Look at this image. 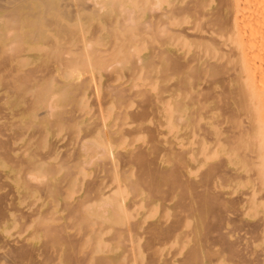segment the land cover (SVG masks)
Wrapping results in <instances>:
<instances>
[{"label":"rangeland","instance_id":"obj_1","mask_svg":"<svg viewBox=\"0 0 264 264\" xmlns=\"http://www.w3.org/2000/svg\"><path fill=\"white\" fill-rule=\"evenodd\" d=\"M21 1L23 2L21 3ZM21 1L20 0L19 1L18 0H2V1L0 0V2L3 3V4L0 3V22H1L0 23V30H1L0 31V56H1L0 57V89L3 87L0 90V105H1L0 109H2L0 110V117H1L0 118V130L2 126H3L2 128H4V130L3 129L1 130L4 134L0 132L1 133L0 139L3 140V144H1L0 146V149H1L0 153L4 151L5 154L11 153L12 155L11 154L10 155L13 156V159L11 160L10 156L5 155L10 158L11 160L10 161V160H7V158L4 159L5 156L0 154V172H1L0 175L2 174L0 179L3 180V183L5 184L4 185L0 180V196L5 197V195L9 193L8 195H6L9 199H6L7 197H5L4 200L2 199L3 201H0V202H6L4 203L7 206V207L5 206L4 208L5 214L6 215L9 214L10 216V218L8 219L0 218L1 220L0 221V237H2L0 240V254L1 252H3L2 255L3 254L6 255L4 256L5 258H3V256L2 257L0 256L2 258V259L0 258V264H10V263L17 264L15 260L19 262L20 258L22 259L23 255H24L23 256L24 260H20L21 264H42V262L43 264H47L49 259L45 260L46 257L53 260V261L50 260V263L48 264H70L71 262L75 264L76 262H78L77 264H80L79 262L81 261H83L82 264H98L97 255L99 256V258H102L101 256H103L104 257L103 259H105V261H106V258L109 259L107 261H109L111 264H121V263L122 264H146V263L147 264H153V263L154 264H159V263L160 264H166V263L167 264H181L184 260L185 262H183L182 264H185V263L189 264L191 263L189 262L190 259H185V257L186 255L190 256V254L194 251V249H195L196 255L192 256L194 260L190 256V258L194 261V263H191V264H196V263L199 264L200 261L197 262V260L200 258L202 261L200 264H203V263L204 264H249V263L254 264V262L255 264H257V261H258V260L256 261V259H258L257 256H259V260L261 257V261L260 262L258 261V264L262 262H263L262 264H264V248H263L264 246V222H263L264 221V196H263L264 195V184L261 185L262 178L264 175V172H263L264 169L262 168L260 159L258 158L260 154H264V141H263L264 140V91H263L264 89H262V87L264 88V86L259 85L258 87L257 85V82L259 79H261L259 83L263 81L264 68L261 69L259 65L260 68L257 67L256 68L257 70L255 71L253 70L255 69V67H253L252 68L253 71H252L251 66H250L251 64H249V62L252 60L250 58V53H247L246 51L245 53H247L248 56L247 54L245 55L243 53L244 48L240 45L239 41L236 40V37L238 36L237 35L238 27L236 26V22L238 18L237 17L234 18L236 14V9H237L236 1L230 0L231 1L230 2L228 0L231 3L230 4L231 8H230L228 7L229 3L227 0H224V1L219 0L220 3L218 0H199L200 3L198 2V0H193V1L176 0V4H181V5L186 4L184 6H187L190 9V10L189 9L187 10L188 12L183 11L180 15L181 17H184L186 19V22L184 23V25L192 26L189 33L195 34L196 32V36L198 35L197 37H195L194 35V38H193L191 34L187 35L188 32L186 34L180 33L177 37L176 44L170 42L173 39H170L169 35H167L166 31L164 30L159 35L161 36V38L165 39L164 42L159 41V39L154 38V35L148 34V33L146 34L147 39L143 40L144 38L143 32H140L137 29H136V32L134 31V28H135L134 24L131 25L129 18L126 17L128 14L126 13V10H124V6L122 5L120 6L118 3V1L120 0H82V1H86L87 6H85V3H82V4L80 2L77 3V1L79 0H45V4L42 3V1L44 0L42 1L41 0H21ZM46 1L49 2L48 4L49 6L46 4L47 3ZM61 1H63V3ZM65 1L67 2L70 1L73 7L69 2L68 3L66 2L67 7H65L66 6L64 5ZM186 1L188 2L190 1L188 5ZM19 3L22 5H19ZM196 3H198L197 6H196ZM217 3H219L220 7H223V8L221 9L219 7V4ZM77 4H79V6ZM88 4L90 6H88ZM1 5L2 6L4 5L5 7H1ZM54 5L56 6V9L53 7ZM199 5L201 6L200 9L198 8ZM18 6H19V9L17 8ZM45 6L49 8V9L47 8L48 10L46 9L47 11L45 10L46 8ZM100 6L101 8H99ZM126 6H131V5L130 3H126L125 7ZM13 7H14L13 10H15V12L13 10H11V12L13 11L15 15L13 12L12 13L10 12V9H12ZM87 7H90V8L88 9ZM65 8H66L67 13H65L66 12ZM71 8H74V10L72 9V11H74L73 13H75L74 17H69L70 14L72 15ZM76 9H77V12H76ZM93 9L94 10L97 9L96 13H94ZM195 9L198 12L195 11ZM217 9L218 10L221 9L220 11L222 12H218ZM18 11H19V15H18V18H16L17 16L16 12ZM30 11L31 13H33L34 11L35 13L38 12L39 18L34 16L35 13H33V15L28 14ZM192 11L195 12V14H193ZM43 12H45L44 16H47L48 18L51 17V19L54 22L53 24H51L50 21L47 22L50 25L44 23V19L46 17L43 18V14H44ZM6 13H9V14H6ZM199 14H200V17L204 20L205 25L207 26L206 29L200 28L198 25L197 15ZM1 15L3 16V18ZM67 17L70 19L72 18V20L70 21ZM10 18H13V19H10ZM14 18H16L17 20L16 23H14L16 21ZM118 18H127V19H125V21L121 23V22H117ZM216 18L221 19V21H224L223 23L225 24H222L220 20L219 22H216L215 20ZM36 19L37 21L38 19H40L39 20L40 23L38 22V24H35L34 22L36 21ZM111 20L114 22H111ZM127 20L129 21L130 24L128 23ZM9 21L10 22L12 21V22L8 23ZM229 21L230 23H228ZM262 21L263 22H261V25L264 26V18ZM6 22L7 24H5ZM63 22L69 27H67L66 25L64 26V24H62ZM109 22L112 23V25ZM57 23L59 24V27H57L58 26ZM211 23L212 24L215 23V24L212 25ZM119 24L123 25L124 27L126 26L132 27L133 29L132 32H130V34L125 35V36L122 34L121 35L116 34L114 32V27L116 28V26ZM219 24L223 25L224 27L221 28ZM37 25L38 27H40V29L37 27ZM61 25H63V27ZM261 25H260L261 27L260 32L262 35H264V33H262V31L264 32V29ZM71 27L73 28V31ZM95 27L99 30L94 29ZM160 27H162V25ZM76 28H79L81 30L79 31V29H76ZM57 29H58V32H57ZM109 29H111V32H112L111 36H110ZM214 29L216 31H214ZM16 30H18V32H16ZM94 30H96L95 35L93 33ZM198 30L201 31L202 35H205V36L207 35L206 37H210L213 43L211 42L210 39L208 38L205 39L206 37L205 38L199 37L201 35L198 32ZM36 32H37V35H36ZM66 32H67V35H66ZM59 33L62 34V36H59ZM14 35H16V37ZM20 35L21 36L24 35V36L21 37ZM31 35L32 37L34 36H37V37L39 36V37L38 39H36L37 38L36 37L33 40ZM89 36L91 37L93 36L92 37L93 39L90 38ZM263 37L261 36L259 38L262 40ZM21 38H22V42L20 43ZM47 38L48 39L50 38L49 39L50 41H47ZM110 38L113 39V41ZM214 38L216 39V41ZM260 39H259L260 44L258 43L257 45L260 48L261 53H262V54L260 53L261 55L259 54L261 58L262 55L264 56L263 54L264 46L261 48V45L262 44L264 45V42L261 41ZM10 41L11 42L14 41L16 45L18 44L17 46L19 49L18 52L17 51L15 52V50H17V47L15 48V44L10 43ZM7 42L10 44H14L13 47L10 46V44H8ZM54 42H56L57 46L54 45L55 44ZM161 42H163V44ZM261 42L263 43L261 44ZM150 43L156 44L157 46L163 47V48L165 47L176 48L178 54H181V59L183 60L187 59L188 63L190 62L187 65L188 67H186L185 65L186 68L185 67L183 68V70L181 71L182 73L181 72L180 73L178 72V74L172 73L171 69L168 70L167 68L168 66H166V64L163 62L161 53L158 54L157 48L153 50L149 46L145 47V44H150ZM11 47L13 49L15 48V50H12ZM76 47L78 49H76ZM20 48H22V50ZM96 48H98V50H96ZM100 48L103 51H101ZM106 48L108 49L110 48V49L108 50ZM233 50L234 52H232ZM3 54H6V55H3ZM191 54L193 56L190 57ZM206 54L209 56H207ZM104 55H107V56H104ZM104 58L109 59V60L106 62ZM262 59H264V57H262ZM11 60L13 61L12 63H11ZM51 60L52 62H50ZM131 61L133 63L132 64L133 66L131 65ZM206 61L208 62L207 66H206ZM103 62H105V64ZM148 62H150V67H149ZM262 62L264 64V61ZM49 64H52L50 66V70H52L51 72L53 74L50 72V70H48ZM104 65L106 66L104 67ZM261 66L264 67V65L262 64ZM14 68H15V71H14ZM26 68H27V71H33L35 72V74L41 77L38 78L37 75L34 76V73L29 72V73H32L30 74V76L32 75L31 77L33 79L31 80L30 76H29L30 79L26 78V75L27 74L29 75L28 72H24ZM42 68H44L45 70ZM102 68L104 70L107 69L108 74L106 73V71L104 72ZM190 68L193 71L192 70L190 71L189 70ZM216 69L218 70L215 71ZM219 69L223 71L221 72ZM8 70L9 72L11 70L10 73L13 72L15 76L19 72V74L21 75H19L18 78H20V76L22 77V72H23L25 77L22 78L23 80L19 79L22 82L21 81L19 82L17 77H14L12 75L8 76L9 74ZM47 70L49 73L46 72ZM196 70H197V75H196ZM45 72L48 75H46ZM162 72L163 74H161ZM192 72H193L192 74L193 76L191 75ZM199 72H201V74L202 75L204 74V75L203 76L201 74L199 75ZM253 72L256 74L258 73V74L257 75L253 74ZM128 73L130 74V76L128 75ZM111 74H113L115 77L112 76ZM142 75L144 76L142 77ZM195 75L197 76L196 78L194 77ZM212 75L213 77L216 76V78L220 77V79L215 80L213 79ZM3 76L4 77L6 76L5 79L7 80V82L10 81L9 83H11V85L9 84L6 85L7 83H5L6 80L4 81V79H3V83L1 82L2 78H4ZM47 76L48 78H46ZM55 76H56V79L58 78L59 80H65V81L74 80V81L69 85H63L62 83L60 82L58 83V81L54 79ZM86 76H88L87 80L84 81L83 79L84 82L82 83L81 81L82 77L86 78ZM151 76L154 77V80H153V77L151 79ZM43 78H45V80ZM112 78L113 80H111ZM212 79L213 81H209ZM179 80H181V82ZM175 81L178 84L173 83ZM81 83H82V87L80 86ZM105 83L106 84L109 83L108 85H106L108 87L105 86ZM27 85H28V88H27ZM29 85L31 86L29 87ZM116 85H117V88L120 90L121 89L123 90V87L127 86V88H125L126 94L128 95L132 94V96L129 95V100L127 99L128 95H126L125 92L123 91H121L122 93H120V91L117 90V88H115V90L119 91L120 95L115 96L116 94H119L117 93V91L115 92L113 88V87H116ZM158 85L161 89L158 87ZM178 85L182 86L183 88ZM5 86L7 87V89L10 88V91L11 89L13 90L10 92L9 90L6 89ZM110 86H112L113 90L107 89V88H110ZM128 86H129V89H128ZM203 86L205 87V90ZM225 86L228 88H226ZM206 87L207 89L211 87V89H208L209 91L205 92ZM133 88L135 89V91L133 90ZM143 88L144 90H142ZM31 89L33 91H31ZM62 89L64 90L61 91ZM148 89L150 92L146 91ZM225 89L227 90L225 91ZM70 90L71 92L69 93ZM227 91L229 94L227 93ZM134 92H135V95H134ZM223 92L224 94H222L221 96L219 93H223ZM192 93L193 95L191 96ZM144 94L145 95L148 94L150 97H148V95L144 96ZM52 95L55 97H52ZM103 95L104 96L106 95L104 99H103ZM224 95H226L228 99L226 97H223ZM123 96L127 99V100L125 99L126 102L124 101V103L126 104L122 103L124 100ZM151 96H154L153 100L151 99ZM257 98L262 99L259 105L257 103ZM26 100L28 101L27 103H26ZM41 100L44 102H42ZM48 101L50 102V105L52 107L51 110L50 108L47 109ZM105 101L108 103L106 104ZM180 101H184V102H180ZM97 102L99 103V106ZM186 102L187 103L189 102V103L187 104ZM217 104L218 105L221 104L222 107L220 106L219 108L218 106H215ZM201 105H202V108H200ZM223 105L225 106L223 107ZM2 106L4 108H2ZM56 106H58V108ZM96 106H98L99 108H97ZM147 106H148V109H147ZM26 107H29L28 110ZM42 107L45 108L46 109L45 111H47L48 113L47 112L44 113L43 111L44 109ZM95 107L99 111L95 109V111H97L95 112L94 111ZM153 107L156 109V111ZM136 108L140 110L138 111ZM222 108L225 110H222ZM141 109L145 110L146 111V112L144 111L145 115L148 116L146 117L143 114L144 116L142 117H146L145 120H142L143 118L141 117V115L144 112H142ZM66 110L67 112H64ZM129 110H132L131 111L132 114L134 110L135 114H133V116L136 115L137 113L138 116L136 117L137 118L139 117L138 118L139 121L135 116L134 117L131 116ZM147 110H150V112H148ZM232 110H234L235 112L234 111L232 112ZM151 111L153 114L151 113ZM121 112H123V114ZM154 112H156V114ZM78 113L80 114V117H78L79 116ZM5 114H8V115H5ZM43 114L46 116L44 117ZM47 114H51V117L47 116ZM120 114H122L121 118H120ZM66 115L67 116L69 115L68 119L66 118L67 117ZM178 115H180V117H178ZM40 116L41 118H39ZM42 116L44 119H42ZM130 118H133V119H130ZM134 118H136V120ZM70 119H72L73 121L72 120L70 121ZM14 120L15 122H13ZM110 121H112L111 123L113 124V126L111 125ZM5 122L6 124H4ZM13 123H16L17 125ZM118 124H120L121 126ZM252 124H255V126L253 125V128H250L249 125L251 126ZM92 125H94V127ZM135 125L136 127H140L142 129L136 128ZM89 126H92V127L89 128ZM141 126H143L146 129V131H149V130L150 131L155 130V131L153 132L149 131V134H148V132L144 131V128ZM145 126H147V128L151 126L154 129L150 127V129L148 128L147 130ZM126 128H128L129 130H127ZM36 129H38L37 132H36ZM41 129L42 131H40ZM102 129L103 131L101 132ZM130 129L132 130V134L130 132ZM139 129L141 131L143 130L144 132L142 133ZM201 131L202 132L204 131V132L202 133ZM34 132H35V135H33ZM87 132L88 134L86 135ZM103 133L105 134V137ZM120 133H121V136H118L120 135ZM17 134L19 136H17ZM147 134H148V137H147ZM5 135L7 137L9 136L10 139L6 138ZM152 135H156L154 137L155 139L157 138V141L153 139ZM212 135H215L217 137L220 136L223 138L228 136L229 139L234 140V144L237 147V149L234 148L235 152H233V155H232L233 161H229L226 163V168H227L226 171L230 170V172H228L229 174L222 171L221 172L222 175L220 176L224 178L223 176L225 175V179H220L219 176H217V179L220 181L217 183H218V189L222 190L223 192L225 191L224 195H226L227 198L229 197L227 200L230 199L229 202L226 201V204L228 206L227 212L229 213V215H231L232 217L234 216L233 218H235L233 220L234 222L231 220L233 219L231 217V219L226 223V226L228 227L229 236L232 239H236L238 235L239 242L241 241V244L245 243L244 248L242 247L240 248L244 249L245 253L248 254L249 256L245 255L242 257H234V256H231L230 254L228 256L226 249L224 250L225 246L221 245L219 242L218 243L212 242V245L214 243L213 248L210 246L212 240L211 238H209L207 233L205 234L206 232L205 228L207 227V223H206L207 221L202 220L203 218L205 220H208L207 209H205V212L202 218V211L200 209H197L199 208V206L196 205L198 201H196V199L192 197V194L194 192L193 190L195 187L201 186L202 189H203V186L204 188L206 187V183H205L206 179L204 176V170H201L205 168L204 165H198L199 163L197 162L196 163L197 166L195 165V167H192L189 170L185 167L183 168L185 172L189 173L191 179L195 180L197 184H199L197 186L195 182V187L187 184L184 186L186 188L181 186L182 187L181 189L180 186L177 187V185L174 184L176 186L175 187L173 184H170V182L168 183L166 181H162L159 178H154L155 181L153 180V183L155 182L154 184L155 186H157L160 190L161 188H164V189L166 188L167 190L165 191L163 189L160 192L158 191V194L160 196L158 194L157 196L155 193L152 194V191L149 189V186L145 187L146 189L148 187L149 189L148 191L144 188V185H147V184L142 183L141 181L139 182L141 183V185L138 183V180H140L139 175L137 177L138 173L135 172L136 170L139 171L138 170L139 167L137 166L138 164L136 165L138 168H136L135 166L136 162L130 161L127 158L125 159L124 157L122 158L118 152L119 150L120 151L125 150V148L127 149V152H128L130 151V149L133 148L134 145H137V144L138 146L141 145L140 147L145 145L144 147H146L148 151L149 150L151 151L150 153L148 152L149 156H154V154L156 153L158 158L156 155L154 156V158L156 157L155 160L159 162L163 167L168 168L171 166L172 167L176 166L175 168H177V164L179 162L183 163V161H179L182 158L185 159V162L189 159L193 160L194 157L203 158L205 154L204 146L206 147L207 145L213 144L211 140L210 141L208 140L210 139ZM11 136L13 137L11 138ZM256 136L261 137L263 140H261L260 142L258 137L256 139ZM117 137H120V140H118L119 138ZM160 137H161V140L163 139L162 141H160L159 139ZM129 140L130 142L128 143ZM4 141H7V142H4ZM78 141L80 142L79 144H78ZM152 141H155V143H157L158 145L156 144L154 145V147H152L151 146ZM1 142L2 141H0V143ZM84 145H86L85 148H84ZM158 146L159 148H157ZM111 147L113 148V154H111ZM152 148H154L155 152L152 151L153 150ZM259 148H261V150ZM35 149L37 151L34 152ZM48 149H50V151ZM88 149H90V151H88ZM183 149L184 150L186 149V152L183 151V153L180 154V152H182L181 150ZM84 150L86 152H84ZM103 150L105 151V153ZM75 151L77 153L73 155V152L75 153ZM244 152L246 153L248 152L249 154H245L244 157H242ZM64 153L66 154V156ZM116 154L117 156L120 155L119 157L122 159L117 157ZM63 155L65 157H63ZM182 155H184L185 157ZM18 156H21L19 158L25 161L21 162V159L18 160L19 159ZM92 157L93 159L89 161V159ZM73 158H74V161H73ZM14 159L18 160V165L16 164L17 161H15ZM13 160L15 162H12ZM25 162L26 164H24ZM28 162H30L31 164L30 163L28 164ZM65 162H67V164H65ZM110 163H111V166H110ZM27 164L28 166L27 167L25 166L26 169H24V165H27ZM69 164H71V166ZM103 164H106V166ZM29 166L31 167L29 168ZM69 166L70 168H68ZM51 167L52 169L49 171ZM43 170L45 171V173H43ZM71 170H74L72 171V173L74 172V174L70 172ZM122 171H126L127 173L126 172L122 173ZM24 175H26L27 179L31 182L25 179ZM130 178L133 181L136 178H138V180L136 179L135 182H131ZM91 179H92V183H90ZM95 179L96 180L99 179L97 181V184H96V181H93ZM87 181L89 183H86ZM32 182H35L34 184L38 186L37 187L28 186V184L30 183L32 185L33 184ZM93 182L95 183L93 184ZM157 182H158V185H157ZM200 182L203 185L200 184ZM7 183L10 186H8ZM129 184L130 185L133 184L134 189ZM42 185L43 187L46 185L44 187V190H43ZM58 185L60 186L59 188H61V190L59 191L56 190V187ZM117 185H119L118 188H117ZM169 185H173L174 188L173 186H171L172 188L170 187L171 189H169L168 188ZM129 186L131 189H129ZM9 187H12L11 190L8 189ZM92 187L94 189H92ZM201 187H198L197 189L202 190ZM39 188L43 190V194H41L42 190H40ZM173 189H175V192ZM184 189L185 190L187 189L188 193H186V191L183 192ZM55 190L58 192H56ZM244 190L247 191L248 194ZM4 191L7 192L5 195H4L5 193ZM150 191H151L152 196H150ZM134 192L136 195L134 194ZM184 193L186 197L188 196L190 201L189 199L187 200L186 197H183ZM132 194H134L133 195L134 197L133 196L131 197ZM161 195L165 197L161 199L157 198V197H161ZM166 197H167V201L165 200ZM179 197L184 198L183 202L185 204L181 201L182 198L180 200ZM176 198H179V199H176ZM234 198H237L235 199V203H234ZM77 199L82 200V201H78L77 203L76 201ZM136 200H138V202H135ZM67 201H68V205H67L68 209L67 207L63 205ZM179 201L182 204L186 205L185 208L188 211L184 208V205H182ZM12 202H14V204ZM69 202H71L72 205L71 204L69 205ZM129 202L133 204V205L129 204L130 205L129 207L132 206L130 209H128ZM4 204L2 203L3 207H4ZM76 204L78 206H76ZM173 204H175V207L178 205L176 209ZM49 205L51 206L49 207ZM179 205L186 210L184 211V213H183V209H180ZM9 206L10 208H8ZM74 206H75V209L76 207L79 209L75 210ZM187 207L190 208V210ZM235 207H237V209ZM71 209H74L75 211ZM191 209L192 210L195 209V210H193V212L190 213L189 211H192ZM69 210L71 211V213H69L70 212ZM198 210H200V212ZM78 211L80 212V214H78L79 219H78V216L75 217L74 215L75 213L77 215ZM148 211L151 213H149ZM233 211H234V214L232 213ZM240 211H241V214H239ZM66 212H68V215L70 216L68 215L66 216L67 214ZM72 212H73V216H72ZM18 213H19V216H18ZM23 213L24 214L26 213L25 215L27 216L26 218L28 219H25V216ZM186 214H188L189 216H187ZM236 214L237 216H235ZM172 215L174 216L175 219L179 218L178 224H180V221L181 222L183 221V223L180 224L181 228L179 227V225L177 226L179 227V230H177V232H176L177 228L173 230L174 232L171 233V235L173 236L171 237L170 235L169 239L168 237H166L165 239L163 237L155 238V235H153L152 236L153 241H151V237H149L146 234L147 232H143L145 231L144 227L147 226V223L150 222V220L156 221L158 220V218H160V219H163L165 223H168V222H172L175 220ZM17 216L20 217V219L19 218L16 219ZM47 216H51V217L48 218ZM56 217H59V218H56ZM171 218H173L174 220ZM144 219H145V222L143 221ZM236 219L238 221L237 223H235ZM255 220L258 221L259 223H257ZM130 221L132 222L131 224H130ZM71 222L74 224L73 226L71 225ZM241 222L243 223L241 224ZM60 223L64 225L63 227L65 229L62 228ZM248 223L250 226L248 225ZM42 224L46 226L48 224H55V226L49 225L48 226L49 228L46 226L45 227L42 226L43 227L42 229H37L38 227L41 228ZM57 224H60L61 227L59 225L57 226ZM69 224L71 227L67 226ZM124 224L126 228H124ZM231 224L233 226H231ZM237 224H238V227L236 226ZM240 225L242 226L241 228H243V230L240 228ZM256 225L259 226V229H258V226L255 227ZM115 226H118V227L123 226V228H121L122 229L121 230L118 227L117 229ZM52 227H54L53 229H56L55 232L57 233V235H55L56 233H54L53 229H50ZM57 227H60V229ZM115 228L117 229L116 231H115ZM131 228H133V231H135L134 233L131 230ZM194 228L196 232H194ZM135 229L139 231V233L136 232ZM186 229L187 231L185 232L186 234L184 235L183 230H186ZM50 230H52L50 235L49 234L47 235H49V238L52 239L53 241L48 239V236L45 235L47 233L46 231H50ZM57 230L59 232L60 230H64V231H62L63 233L60 232L62 233V235L60 234L58 236ZM237 230L241 235L237 233ZM249 230L251 231V233L249 232ZM114 231L117 233L116 234L117 236L115 235ZM203 231H205L204 232L205 237L208 236L209 238V239L203 238L204 241H202L203 239L201 240V234H203ZM72 233H74L76 238L71 236ZM63 234L66 235L67 239L65 236L63 238ZM145 234L148 236L147 239L148 238L150 239L149 242L147 239L145 240ZM250 235H252V237L248 238ZM259 235H260V238H258ZM69 236H71L72 240L69 238ZM115 236L118 238L116 239ZM255 236L257 237V239L255 238ZM61 237L62 239H65V240H62ZM106 237H109V238L111 237L112 239L111 240L108 238L106 239ZM125 238L126 239L128 238L129 240H126ZM162 238L163 240H161ZM22 239L24 240V242L22 241ZM254 239L256 241H254ZM19 240L22 242L23 245L24 243L25 245L28 243L26 245L28 246L27 251L24 247L25 245L23 246ZM44 240L48 241L49 243L45 242ZM54 241L57 243H55ZM144 241H147V242L144 243ZM154 241H155V245L153 243ZM157 242L158 243L161 242V243L157 244ZM187 242H191V244L193 242H196L195 248H194V245L192 246V248H194L193 251L191 250L192 248L190 247L191 244L189 245V243ZM204 242L207 246V247L205 246L206 248L203 246ZM45 243H48L49 245L46 244L47 246H45L44 245ZM10 244L11 245L13 244L16 246L17 244L18 245L21 244L24 247L25 251L19 254L16 252L15 248L11 247L12 250L10 249ZM29 244H30V247H29ZM241 244L239 243V245L238 244L236 245L241 246ZM247 244L250 246L252 245L253 249L250 246H248V249L250 248V250L246 249ZM56 245L58 247H56ZM19 247L21 246L19 245ZM221 247L223 248L222 253L219 252L222 250ZM145 248H148V249L146 250ZM198 248H199V251H198ZM74 249L76 251H74L73 253ZM32 250L33 252L34 251L35 252L31 253ZM206 250H208L210 254V256H208V259H207V255L209 254L205 253ZM246 250L248 251L246 252ZM12 251H14V253ZM69 251H72L70 253L72 254L73 257L75 254V256L77 257V259L75 257V260L77 261L75 260L72 261L74 259L73 257L71 258L72 259L71 261L69 260L71 256L69 257L66 256V253L68 255H71L70 253H68ZM149 251H151L150 253L153 254L154 256L152 255L151 257V254L147 253ZM218 252L221 254H219ZM258 252L260 253V255ZM12 253L13 255L11 256L10 254ZM212 253H216L218 257L216 256V258H214L216 254L213 255L214 256L213 257L211 255ZM255 254H257L256 257H255ZM25 255L26 256L28 255L27 260H26ZM95 255L97 259H95L96 258L94 257ZM82 256L83 257L85 256L87 258L85 259L84 257L86 261H84ZM182 256H185L184 259ZM247 256L251 258L252 260H250ZM7 257L10 260L8 259V261H6ZM13 257H14V260H13ZM226 257L227 259L228 258L229 259L227 260ZM246 257L248 259H246ZM243 258H245L246 260H244ZM180 259H183L181 260L182 262L180 261ZM149 260L150 262H148ZM94 261H96V263H94ZM99 264H106V263L103 262Z\"/></svg>","mask_w":264,"mask_h":264},{"label":"bare ground","instance_id":"obj_2","mask_svg":"<svg viewBox=\"0 0 264 264\" xmlns=\"http://www.w3.org/2000/svg\"><path fill=\"white\" fill-rule=\"evenodd\" d=\"M2 1V0H1ZM19 1V0H18ZM21 1V0H20ZM42 1V0H41ZM82 0H79V1H77V3L78 2H80L81 4L82 3H85V6H87V4H86V1H82ZM191 1H193V0H191ZM219 1V0H218ZM221 1H224V0H221ZM228 1V0H227ZM230 1V0H229ZM228 1V3H229V6L228 7H230V2ZM234 1H236V6H237V9H236V14H235V16H234V18H238V20H237V22H236V26L238 27L237 28V35L239 36V38H238V36L236 37V40L237 41H239V43H240V45L244 48V50H243V53L246 55L247 53H250V58L252 59L250 62H249V60H248V62H249V64H251L250 66H251V70H252V68L253 67H255V69H253V70H257L256 68L257 67H259V65H260V67H261V69L262 68H264V67H262L261 66V64L262 65H264L263 64V62L262 61H264V59H262V57H264L263 55L261 56V58H260V56H259V54L261 53V50H260V48L258 47V43H259V37H263L264 35H262L261 34V32H260V25H261V22H263L262 20H263V18H264V0H234ZM15 2V1H14ZM23 1H21V3H22ZM47 3V5L49 4V2L48 1H46ZM62 3H63V1H61ZM67 1H65L64 3V5H66L65 7H67V3L69 2L70 3V1H68L67 3H66ZM187 2V5H188V3L190 2H188V1H186ZM195 2H197V1H195ZM198 2H199V0H198ZM202 2V1H201ZM1 3V2H0ZM42 3L43 4H45V0L44 1H42ZM52 3V2H51ZM118 3H119V5L121 6H124V10H126V13L128 14L126 17L127 18H129V20H130V22H131V25L132 24H134V31L136 32V29L137 30H139L140 32H143V34H144V38H143V40H145V39H147L146 37H147V33L148 34H152V35H154V38H157V39H159V41H165V39L164 38H161V36H159L160 34H161V32L164 30V31H166V33H167V35H169V37H170V39H173L172 41H170L171 43H174V44H176L177 43V37H178V35L180 34V33H187V35L188 34H191L192 36H193V38H194V35H195V37H197L196 36V32H195V34H193V33H189V31H190V29L192 28V26H190V25H184V23L186 22V19L184 18V17H181V13L184 11H186V12H188L187 10L189 9L187 6H184V5H186V4H176V0H120V1H118ZM126 3H130V5L131 6H126L125 7V5H126ZM200 3V2H199ZM219 3H220V1H219ZM219 3H217V4H219ZM1 4H3V3H1ZM61 4V3H60ZM71 4V3H70ZM15 5H16V3H15ZM18 5V4H17ZM19 5H22V4H20L19 3ZM52 5V4H51ZM72 5V4H71ZM78 6H79V4H77ZM84 5V4H83ZM82 5V6H83ZM119 5H117V6H119ZM198 5V3H196V6ZM202 5V4H201ZM206 5V4H205ZM228 5V4H227ZM23 6H24V4H23ZM49 6V5H48ZM81 6V5H80ZM88 6H90L89 4H88ZM102 6V5H101ZM101 6L99 7V8H101ZM111 6V5H110ZM1 7H5L4 5L2 6L1 5ZM7 7V6H6ZM9 7H11V6H9ZM16 7V6H15ZM46 7V6H45ZM55 9H56V6L54 5L53 6ZM62 7H63V5H62ZM61 7V8H62ZM72 7H73V5H72ZM200 5H199V9H200ZM219 7H220V4H219ZM18 9H19V6L17 7ZM48 7H46L45 8V10L47 9ZM88 9L90 8V7H87ZM221 9L223 8V7H220ZM231 8V7H230ZM230 8H228V9H230ZM14 9V7L12 8V9H10V12H11V10H13ZM16 9V8H15ZM17 9V10H18ZM49 9V8H48ZM47 9V10H48ZM72 9L74 10V8H71V11H72ZM80 9V8H79ZM220 9V10H221ZM46 10V11H47ZM63 10H64V8H63ZM62 10V11H63ZM96 10L97 9H93V11H94V13H96ZM190 10V9H189ZM218 10V9H217ZM220 10H218V12H222V11H220ZM14 12H15V10H13ZM12 11V12H13ZM40 11V10H39ZM44 11V10H43ZM65 11H66V8H65ZM70 11V12H71ZM195 11H197L196 9H195ZM200 11V10H199ZM8 12V11H7ZM11 12V13H12ZM13 12V13H14ZM64 12V11H63ZM74 11H72V15L70 16L69 15V17H74V15H75V13H73ZM76 12H77V9H76ZM198 12V11H197ZM21 13V12H20ZM28 13V12H27ZM33 13H35V11L33 12ZM33 13H31V11L28 13V14H32L33 15ZM44 14H43V18L44 17H46L45 19L46 20H48V21H46L45 19H44V23L45 24H48V25H50L49 23H47V22H49L50 21V23L51 24H53L54 22H53V20L51 19V17H47V16H44L45 15V12H43ZM65 13H67V11L65 12ZM118 13V12H117ZM192 13L193 14H195V12H193L192 11ZM213 13V12H212ZM4 14V13H3ZM6 14H9V13H6ZM16 14H17V16H16V18H18V15H19V11L18 12H16ZM36 14H38V15H36ZM98 14V13H97ZM119 14V13H118ZM124 14H125V12H124ZM216 14V13H215ZM221 14V13H220ZM14 15H15V13H14ZM205 15V14H204ZM2 16V15H1ZM6 16H8V15H6ZM5 16V17H6ZM35 17H37V18H39V13L38 12H36L35 13V15H34ZM66 16H68V15H66ZM65 16V17H66ZM110 16V15H109ZM121 16H123V15H121ZM206 16V15H205ZM223 16V15H222ZM231 16V15H230ZM10 17V16H9ZM13 17V16H12ZM26 17V16H25ZM82 17V16H81ZM80 17V18H81ZM87 17V16H86ZM113 17V16H112ZM220 17V16H219ZM2 18H3V16H2ZM8 18V17H7ZM16 18H14L15 20H16ZM48 18V19H47ZM68 18V17H67ZM127 18H118V20H117V22H121V23H123L124 21H125V19H127ZM10 19H13V18H10ZM10 19H8V20H10ZM41 19V18H40ZM40 19H38V21H37V19H36V21L34 22L35 24H38V22H39V20ZM70 21L72 20V18L70 19V18H68ZM79 19V18H78ZM105 19V18H104ZM113 19V18H112ZM195 19V18H194ZM197 19H198V25H199V27L200 28H207V26L205 25V22H204V20L200 17V14L199 15H197ZM5 20V19H4ZM27 20V19H26ZM35 20V19H34ZM56 20V19H55ZM216 20V22H219V20H220V22L222 23V24H225V23H223L224 21H221V19H215ZM214 20V21H215ZM231 20V19H230ZM19 21V20H18ZM46 21V22H45ZM128 21V20H127ZM226 21V20H225ZM12 22V21H11ZM10 21L8 22V23H11ZM17 22V20L14 22V23H16ZM30 22V21H29ZM32 22V21H31ZM37 22V23H36ZM86 22V21H85ZM111 22H114V21H112L111 20ZM212 22V21H211ZM227 22V21H226ZM1 23V22H0ZM33 23V24H34ZM40 23V22H39ZM55 23H56V21H55ZM59 23V22H58ZM57 23V24H58ZM110 23V22H109ZM128 23H129V21H128ZM228 23H230V21L228 22ZM5 24H7V22L5 23ZM30 24V23H29ZM60 24V23H59ZM59 24H58V26L57 27H59ZM62 24H64V26L66 25L64 22L62 23ZM111 25H112V23H110ZM110 24H108V25H110ZM130 24V23H129ZM209 24V23H208ZM212 24V23H211ZM213 24H215V23H213ZM212 24V25H213ZM13 25V24H12ZM107 25V26H108ZM162 25V27H160ZM218 25V24H217ZM220 25V24H219ZM5 26V25H4ZM8 26V25H7ZM14 26V25H13ZM18 26V25H17ZM62 27H63V25H61ZM67 26V25H66ZM96 26V25H95ZM126 26V25H125ZM262 26V25H261ZM16 27V26H15ZM37 27H38V25H37ZM36 27V28H37ZM67 27H69V26H67ZM220 27L221 28H223L224 26L223 25H220ZM263 27V29H264V26H262ZM35 28V29H36ZM39 29H40V27H38ZM37 28V29H38ZM72 28V27H71ZM97 28H98V26H97ZM96 27L94 28V29H96V30H99V29H97ZM210 28V27H209ZM220 28V29H221ZM16 29V28H15ZM18 29V28H17ZM44 29V28H43ZM52 29H54V28H52ZM62 29V28H61ZM76 29H79V28H76ZM83 29V28H82ZM108 29V28H107ZM262 29V30H263ZM81 29H79V31H80ZM96 30H94V35H95V33H96ZM110 30V36H111V34H112V32H111V29H109ZM132 27H130V26H126V27H124L123 25H117L116 26V28L114 27V32L116 33V34H119V35H128V34H130V32H132ZM216 30H217V28H216ZM215 29H214V31H216ZM261 30V31H262ZM1 31V30H0ZM13 31V30H12ZM34 31V30H33ZM65 31V30H64ZM69 31V30H68ZM71 31V30H70ZM72 31H73V28H72ZM108 31V30H107ZM122 31V32H121ZM9 32V31H8ZM14 32V31H13ZM16 32H18V30H16ZM43 32V31H42ZM57 32H58V29H57ZM109 32V31H108ZM198 32L200 33V35L201 36H199V37H201V38H205L206 36L205 35H202V33H201V31H199L198 30ZM25 33H26V31H25ZM62 33V32H61ZM76 33H78V32H76ZM92 33V32H91ZM262 33H264L263 31H262ZM6 34V33H5ZM4 34V35H5ZM261 34V35H260ZM7 35V34H6ZM33 35V34H32ZM32 35H31V37H32ZM36 35H37V32H36ZM39 35V34H38ZM66 35H67V32H66ZM12 36V35H11ZM15 37H16V35H14ZM13 36V37H14ZM21 36V35H20ZM22 36H24V35H22ZM21 36V37H22ZM59 36H62V34H60L59 33ZM204 36V37H203ZM6 37V36H5ZM37 36H34V37H32L33 38V40H34V38H36ZM39 37V36H38ZM38 37L36 38V39H38ZM80 37V36H79ZM90 38H92L91 36H89ZM100 37V36H99ZM191 37V36H190ZM215 37V36H214ZM30 38V37H29ZM210 39L211 40V38L210 37H206L205 39ZM216 38V37H215ZM214 38V39H215ZM12 39H14V38H12ZM50 39V38H49ZM48 38H47V41H50ZM93 39V38H92ZM111 39V38H110ZM164 39V40H163ZM217 39V38H216ZM216 39H215V41H216ZM46 40V39H45ZM112 41H113V39H111ZM261 40V39H260ZM148 41V40H147ZM261 41H263L264 42V37L262 38V40ZM22 42V38H21V41H20V43ZM52 42H53V40H52ZM163 42H161L162 44H163ZM196 42H198V41H196ZM211 42H212V40H211ZM263 42H261V44L263 43ZM8 43V42H7ZM10 43H14L15 44V42L14 41H10ZM10 43H8V44H10ZM55 43V44H54ZM54 43H52V44H54V45H56L57 46V44H56V42H54ZM213 43V42H212ZM14 44H10V46H12L13 47V45ZM216 44V43H215ZM228 44V43H227ZM260 44V43H259ZM53 45V46H54ZM111 45V44H110ZM18 46V44L16 45L15 44V48ZM22 46V45H21ZM146 46H149V47H151L153 50H155L156 48H157V52H158V54H160L161 53V56H162V60H163V62L166 64V66H168L167 68H168V70L169 69H171V71H172V73H177L178 74V72L180 73L182 70H183V68L185 67V65H186V67H188L187 65L190 63H188V60L186 61V60H183V59H181V54H178V52H177V50H176V48H174V47H165V48H163V47H159V46H157L156 44H153V43H150V44H145V47ZM219 46V45H218ZM217 46V47H218ZM260 46V45H259ZM264 45L262 44L261 45V48L263 47ZM11 47V49L12 50H15V48L13 49ZM62 47H64V46H62ZM78 47V46H77ZM76 47V49H78ZM81 47V46H80ZM109 47V46H108ZM216 47V46H215ZM8 48V47H7ZM67 48V47H66ZM89 48H91V47H89ZM224 48V47H223ZM21 50H22V48H20ZM104 49V48H103ZM106 49H108V48H106ZM110 49V48H109ZM108 49V50H109ZM214 49V48H213ZM65 50V49H64ZM96 50H98V48H96ZM100 50L101 51H103L101 48H100ZM18 52L19 51V49H18V47H17V50H15V52ZM247 51V53H245ZM263 51V50H262ZM4 52H5V50H4ZM15 52H13V53H15ZM92 52V51H91ZM96 52V51H95ZM155 52V51H154ZM214 52V51H213ZM227 52V51H226ZM232 52H234V50L232 51ZM7 53V52H6ZM50 53V52H49ZM62 53V52H61ZM163 54V55H162ZM232 54V53H231ZM262 54V53H261ZM260 54V55H261ZM264 54V53H263ZM3 55H6V54H3ZM51 55V54H50ZM96 55V54H95ZM94 55V56H95ZM133 55V54H132ZM151 55V54H150ZM176 55H178V56H176ZM207 55V54H206ZM214 55V54H213ZM18 56V55H17ZM97 56V55H96ZM95 56V57H96ZM104 56H107V55H104ZM159 56V55H158ZM191 56H193L192 54L190 55V57ZM207 56H209V55H207ZM247 56H248V54H247ZM1 57V56H0ZM12 57V56H11ZM48 57V56H47ZM54 57V56H53ZM52 57V58H53ZM154 57V56H153ZM189 57V56H188ZM43 58V57H42ZM41 58V59H42ZM45 58H46V56H45ZM149 58H150V56H149ZM195 58V57H194ZM95 59V58H94ZM105 60H106V62L109 60V59H106V58H104ZM260 59H262V60H260ZM43 60V59H42ZM103 60V59H102ZM134 60V59H133ZM156 60V59H155ZM199 60V59H198ZM262 63H261V62ZM13 61L11 60V63H12ZM50 62H52V60L50 61ZM96 62V61H95ZM116 62V61H115ZM140 62V61H139ZM156 62H158V61H156ZM195 62V61H194ZM104 64H105V62H103ZM138 63V62H137ZM149 63V67H150V62H148ZM193 63V62H192ZM210 63V62H209ZM5 64V63H4ZM3 64V65H4ZM108 64V63H107ZM114 64V63H113ZM116 64V63H115ZM133 63H132V61H131V65H132ZM207 64H208V62L206 61V66H207ZM10 65V64H9ZM52 64H49L48 66H49V69L48 70H50V66H51ZM99 65V64H98ZM103 65V64H102ZM224 65V64H223ZM83 66V65H82ZM106 65H104V67H105ZM109 66H111V65H109ZM133 66V65H132ZM136 66V65H135ZM206 66H205V68H206ZM218 66H219V64H218ZM232 66V65H231ZM2 67V66H1ZM5 67V66H4ZM8 67V66H7ZM14 67V66H13ZM185 67V68H186ZM192 67V66H191ZM222 67V66H221ZM259 67V68H260ZM36 68H37V66H36ZM39 68V67H38ZM63 68V67H62ZM61 68V69H62ZM79 68V67H78ZM109 68V67H108ZM204 68V67H203ZM42 69H44V68H42ZM41 69V70H42ZM103 69V68H102ZM124 69H126V68H124ZM197 69V68H196ZM45 70V69H44ZM43 70V71H44ZM48 70L46 71L47 73H49L48 72ZM54 70V69H53ZM66 70V69H65ZM104 70V69H103ZM128 70V69H127ZM167 70V69H166ZM190 71L192 70L191 68L189 69ZM211 70H213V69H211ZM218 69H216L215 71H217ZM220 71H221V69H219ZM252 70V71H253ZM14 71H15V68H14ZM35 71V70H34ZM52 70H50V72H51ZM62 71V70H61ZM64 71V70H63ZM83 71V70H82ZM106 71V73L108 74V70L106 69V70H104V72ZM193 71V70H192ZM223 71V70H222ZM221 71V72H222ZM264 71V70H263ZM262 71V72H263ZM3 72V71H2ZM8 72H9V70H8ZM10 72H11V70H10ZM9 72V74H8V76H14V77H19V75H21V74H19V72H18V74H16V76H15V74L12 72V73H10ZM24 72H32V73H34V76H36L37 74H35V72H33V71H27V68H26V70H24ZM42 72V71H41ZM45 72V73H46ZM60 72V71H59ZM185 72V71H184ZM226 72V71H225ZM261 72V73H262ZM32 73H29V75H28V77H27V75H26V78H28V79H30L29 78V76H30V74H32ZM46 73V75H48ZM52 73V72H51ZM127 73V72H126ZM131 73V72H130ZM133 73V72H132ZM182 73V72H181ZM260 73V72H259ZM264 73V72H263ZM14 74V75H13ZM42 74V73H41ZM53 74V73H52ZM134 74V73H133ZM161 74H163V72L161 73ZM193 74V72L191 73V75ZM201 74V72H199V75ZM232 74H233V72H232ZM253 74H256V73H254L253 72ZM252 74V75H253ZM258 74V73H257ZM256 74V75H257ZM112 76H114L113 74H111ZM128 75L130 76V74L128 73ZM145 75V74H144ZM144 75H142V77L144 76ZM148 75V74H147ZM196 75H197V70H196ZM194 76L195 78L197 77V76ZM198 75V76H199ZM202 75V74H201ZM204 75V74H203ZM202 75V76H203ZM221 75V74H220ZM220 75H218V76H220ZM224 75V74H223ZM222 75V76H223ZM32 76V75H31ZM30 76V77H31ZM33 76V77H34ZM43 76H45V75H43ZM146 76V75H145ZM193 76V75H192ZM215 76V75H214ZM217 76V77H218ZM221 76V77H222ZM259 76V75H258ZM4 77V76H3ZM23 77H25L24 76V73L22 72V77L20 76V78H18V81L20 82L21 80H23L22 78ZM37 77L38 78H40L38 75H37ZM36 77V78H37ZM58 77V76H57ZM87 77L88 76H86V78L84 77H82V79H81V81H82V83L84 82V81H86L87 80ZM109 77V76H108ZM115 77V76H114ZM134 77V76H133ZM152 77L153 76H151V79H152ZM200 77V76H199ZM212 77H213V75H212ZM6 78V76L4 77V78H2V80H1V82L3 83V79H4V81L6 80L5 79ZM9 78V77H8ZM37 78V79H38ZM46 78H48V76L46 77ZM50 78V77H49ZM111 78V77H110ZM110 78H109V80H110ZM148 78V77H147ZM182 78V77H181ZM180 78V79H181ZM194 78V79H195ZM257 78V77H256ZM19 79H21V80H19ZM33 78L31 77V80H32ZM44 80H45V78H43ZM54 79H56V76L54 77ZM83 79H84V81H83ZM135 79H136V77H135ZM211 79V78H210ZM213 79H220V77L219 78H216V76L215 77H213ZM213 79L212 80H209V81H213ZM8 80H10V79H8ZM27 80V79H26ZM57 81H58V83L60 82V83H62L63 85H69V84H71L74 80H70V81H65V80H59L58 78L56 79ZM111 80H113V78L111 79ZM153 80H154V77H153ZM182 80V79H181ZM181 80H179L180 82H181ZM184 80V79H183ZM261 79H259L258 80V82H257V85H258V87H259V85L261 86V85H263L264 86V78H263V81H261L260 83H259V81H260ZM47 81V80H46ZM80 81V82H81ZM126 81V80H125ZM196 81V80H195ZM257 81V80H256ZM10 82V81H9ZM9 82H7V80H6V82L5 83H7L6 85H11V83H9ZM22 82V81H21ZM24 82V81H23ZM25 82H27V81H25ZM124 82V81H123ZM122 82V83H123ZM194 82V81H193ZM192 82V83H193ZM14 83V82H13ZM38 83V82H37ZM82 83H81V87H82ZM110 83V82H109ZM108 83V84H109ZM119 83H121V82H119ZM173 83H177L176 81L175 82H173ZM195 83V82H194ZM211 83V82H210ZM213 83V82H212ZM259 83V84H258ZM25 84V83H24ZM39 84H41V83H39ZM85 84H86V82H85ZM108 84H106L105 83V86L106 85H108ZM178 84V83H177ZM5 85V84H4ZM4 85H2V86H4ZM46 85V84H45ZM93 85V84H92ZM110 85H112V84H110ZM119 85V84H118ZM139 85V84H138ZM171 85V84H170ZM173 85V84H172ZM31 85H29V87H30ZM33 86V85H32ZM87 86V85H86ZM113 86H115V85H113ZM169 86V85H168ZM167 86V87H168ZM178 86H180V85H178ZM194 86H195V84H194ZM6 87V86H5ZM34 87V86H33ZM65 87V86H64ZM106 87H108V86H106ZM158 87H159V85H158ZM180 87H182V86H180ZM204 87V86H203ZM224 87V86H223ZM226 87V86H225ZM3 88V87H2ZM1 88V89H2ZM27 88H28V85H27ZM44 88V87H43ZM63 88V87H62ZM92 88H94V87H92ZM114 88V90H115V88H117V85H116V87H113ZM113 88H112V86H110V88H107V89H109V90H113ZM125 88H127V86H125V87H123V90L121 89H118L117 88V90H119L120 91V93H122L121 91H123V92H125V94H126V91H125ZM160 88V87H159ZM169 88V87H168ZM167 88V89H168ZM183 88V87H182ZM186 88V87H185ZM226 88H228V87H226ZM0 89V90H1ZM5 89V88H4ZM6 89H7V87H6ZM37 89V88H36ZM35 89V90H36ZM91 89V88H90ZM128 89H129V86H128ZM161 89V88H160ZM208 89H211V87H209ZM207 89V87H206V91L205 92H207V91H209ZM260 89V88H259ZM262 89H264L263 87H262ZM7 90H9L10 91V88L9 89H7ZM13 89H11V91H12ZM64 89H62L61 91H63ZM92 90V89H91ZM105 90V89H104ZM117 90H115V92L117 91ZM127 90V89H126ZM133 90L135 91V89L133 88ZM132 90V91H133ZM142 90H144V88L142 89ZM186 90H188V89H186ZM203 90V89H202ZM204 90H205V87H204ZM227 89H225V91H226ZM235 90V89H234ZM261 90V89H260ZM10 91V92H11ZM27 91V90H26ZM30 91V90H29ZM31 91H33L32 89H31ZM119 91H117V93H119ZM128 91V90H127ZM146 91H149V89L148 90H146ZM211 91V90H210ZM213 91V90H212ZM224 91V92H225ZM264 91V90H263ZM21 92H22V90H21ZM71 92V90L69 91V93ZM79 92H80V90H79ZM78 92V93H79ZM108 92V91H107ZM114 92V93H115ZM139 92V91H138ZM150 92V91H149ZM219 92H220V90H219ZM224 92L223 93H219L221 96H222V94H224ZM36 93V92H35ZM61 93V92H60ZM90 93V92H89ZM111 93H112V91H111ZM120 93L119 94H116L115 96H117V95H120ZM132 93V92H131ZM143 93V92H142ZM227 93H228V91H227ZM233 93V92H232ZM63 94V93H62ZM61 94V95H62ZM107 94V93H106ZM207 94H209V93H207ZM229 94V93H228ZM55 95V94H54ZM74 95V94H73ZM123 95V94H122ZM126 95H128V94H126ZM130 95V94H129ZM129 95L127 96V99L129 100ZM134 95H135V92H134ZM133 95V96H134ZM146 95H148V94H146ZM145 94H144V96H146ZM193 95V93L191 94V96ZM197 95V94H196ZM196 95H194V96H196ZM209 95H211V94H209ZM227 95V94H226ZM226 95H224L223 97H226L227 99H228V97L226 96ZM237 95V94H236ZM235 95V96H236ZM2 96V95H1ZM4 96V95H3ZM29 96V95H28ZM56 96V95H55ZM55 96H53L52 95V97H55ZM130 96H132V94L130 95ZM205 96V95H204ZM213 96V95H212ZM215 96H217V95H215ZM214 96V97H215ZM5 97V96H4ZM4 97H3V99H4ZM27 97V96H26ZM39 97V96H38ZM52 97H51V99H52ZM102 97V96H101ZM104 97H106V95L104 96L103 95V99H104ZM122 97V96H121ZM124 97V96H123ZM148 97H150L149 95H148ZM147 97V98H148ZM95 98V97H94ZM98 98V97H97ZM96 98V99H97ZM50 99V100H51ZM101 99V98H100ZM109 99V98H108ZM126 98L124 97V100H123V102L122 103H124V101L126 102V100H125ZM140 99V98H139ZM151 99L153 100L154 99V96H151ZM203 99V98H202ZM222 99V98H221ZM135 100V99H134ZM136 100H138V99H136ZM141 100V99H140ZM218 100V99H217ZM261 98H257V103H258V105L261 103ZM2 101V100H1ZM13 101V100H12ZM34 101H35V99H34ZM42 101V100H41ZM45 101H46V99H45ZM99 101V100H98ZM122 101V100H121ZM186 101V100H185ZM188 101V100H187ZM199 101H201V100H199ZM28 101L26 100V103H27ZM42 102H44V101H42ZM106 102V101H105ZM180 102H184V101H180ZM247 102V101H246ZM14 103V102H13ZM35 103V102H34ZM98 103V102H97ZM97 103H96V105H97ZM101 103V102H100ZM108 102H106V104H107ZM116 103V102H115ZM187 103V102H186ZM189 103V102H188ZM187 103V104H188ZM221 103H222V101H221ZM43 104V103H42ZM117 104V103H116ZM124 104H126V103H124ZM156 104V103H155ZM178 104V103H177ZM215 104V103H214ZM32 105V104H31ZM50 105V102L48 101V106ZM227 105H228V103H227ZM1 106V105H0ZM47 106V109H49L50 108V110L52 109V107H51V105L48 107ZM98 106H99V103H98ZM98 106H96L97 108H99ZM117 106V105H116ZM142 106V105H141ZM154 106V105H153ZM215 106H218L219 108H220V106H221V104H217V105H215ZM225 105H223V107H224ZM57 108H58V106H56ZM56 107H54V108H56ZM94 108V111H95V109L97 110V111H99L97 108ZM125 107V106H124ZM143 107V106H142ZM142 107H140V108H142ZM146 107V106H145ZM222 107V106H221ZM228 107H229V105H228ZM239 107V106H238ZM260 107V106H259ZM2 108H4L3 106H2ZM27 108V110H28V108L29 107H26ZM31 108V107H30ZM43 108V107H42ZM53 108V109H54ZM72 108H73V106H72ZM104 108V107H103ZM120 108V107H119ZM154 108V107H153ZM200 108H202V105H201V107ZM44 110V113H46L47 111H45L46 109L45 108H43ZM64 109V108H63ZM67 109V108H66ZM106 109V108H105ZM137 110H138V108H136ZM147 109H148V106H147ZM155 109V108H154ZM197 109H198V107H197ZM216 109H218V108H216ZM233 109V108H232ZM0 110H2V109H0ZM42 110V109H41ZM50 110H49V112H50ZM76 110V109H75ZM140 110V109H139ZM138 110V111H139ZM142 110V109H141ZM222 110H225V109H223L222 108ZM221 110V111H222ZM229 110V109H228ZM61 111V110H60ZM59 111V112H60ZM97 111H95V112H97ZM103 111H104V109H103ZM122 111V110H121ZM130 111V114H131V116L132 117H136V116H138L137 115V113H136V115H134L133 116V114H135V112H134V110H133V114L131 113V111L132 110H129ZM128 111V112H129ZM145 110H142V112H144ZM148 112H150V110H147ZM155 111H156V109H155ZM177 111V110H176ZM191 111V110H190ZM189 111V112H190ZM194 111V110H193ZM230 111V110H229ZM228 111V112H229ZM234 110H232V112H233ZM258 111H259V109H258ZM24 112H25V110H24ZM58 112V113H59ZM64 112H67V110L66 111H64ZM115 112V111H114ZM141 112V113H142ZM146 112V111H145ZM145 112L144 113H142V115H141V117L142 116H144L145 115ZM169 112V111H168ZM235 112V111H234ZM39 113V112H38ZM41 113V112H40ZM48 113V112H47ZM99 113V112H98ZM116 113H117V111H116ZM122 114H123V112H121ZM138 113H140V112H138ZM151 113H152V111H151ZM155 114H156V112H154ZM171 113V112H170ZM180 113V112H179ZM225 113H226V111H225ZM259 113H261V112H259ZM17 114V113H16ZM79 114V113H78ZM84 114V113H83ZM122 114H120V118L122 117ZM144 114V115H143ZM149 114V113H148ZM147 114V115H148ZM153 114V113H152ZM190 114V113H189ZM5 115H8V114H5ZM82 115V114H81ZM99 115V114H98ZM227 115H229V114H227ZM39 116V115H38ZM43 116L45 117L46 115H44L43 114ZM43 116H42V119H44L43 118ZM47 116H49V117H51V114H47ZM54 116V115H53ZM67 116V115H66ZM65 116V117H66ZM69 116V115H68ZM68 116L66 117L67 119H68ZM115 116H117V115H115ZM146 116V115H145ZM192 116V115H191ZM190 116V117H191ZM64 117V116H63ZM63 117H62V119H63ZM71 117H73V116H71ZM75 117V116H74ZM77 117V116H76ZM78 117H80V114H79V116ZM141 117H140V119H141ZM146 117H148V116H146ZM146 117H142L143 119L142 120H145V118ZM157 117V116H156ZM178 117H180V115H178ZM190 117H189V119H190ZM194 117V116H193ZM197 117H198V115H197ZM1 118V117H0ZM39 118H41V116L39 117ZM57 118V117H56ZM61 118V117H60ZM115 118V117H114ZM137 118V117H136ZM136 118H134L135 120H136ZM139 118V117H138ZM137 118V119H138ZM152 118V117H151ZM73 119V118H72ZM72 119H70V121L72 120ZM130 119H133V118H130ZM194 119H196V118H194ZM120 120V119H119ZM18 121V120H17ZM73 121V120H72ZM121 121V120H120ZM120 121H119V123H120ZM130 121V120H129ZM138 121H139V119H138ZM7 122V121H6ZM6 122L4 123V124H6ZM10 122V121H9ZM13 122H15V120L13 121ZM112 121H110V123H111ZM122 122V121H121ZM131 122V121H130ZM158 122H160V121H158ZM26 123V122H25ZM27 123H28V121H27ZM32 123V122H31ZM40 123V122H39ZM51 123V122H50ZM220 123H221V121H220ZM13 124H16V123H13ZM19 124V123H18ZM154 124V123H153ZM204 124V123H203ZM17 125V124H16ZM56 125V124H55ZM98 125V124H97ZM111 125L113 126V124L111 123ZM118 125H120V124H118ZM137 125V124H136ZM136 125H135V127H136ZM157 125V124H156ZM201 125V124H200ZM253 125L255 126V124H252L251 126L249 125V127L250 128H253ZM6 126V125H5ZM24 126H25V124H24ZM24 126H23V128H24ZM33 126V125H32ZM93 127H94V125H92ZM92 126H89V128L90 127H92ZM111 126V127H112ZM121 126V125H120ZM148 126V125H147ZM147 126H145L146 128H147ZM3 127V126H2ZM1 127V130L3 129L4 130V128H2ZM119 127V126H118ZM141 127H143V126H141ZM150 127L151 126H149L148 128L150 129ZM152 127H153V125H152ZM151 127V128H152ZM157 127V126H156ZM201 127V126H200ZM52 128V127H51ZM104 128V127H103ZM124 128V127H123ZM136 128H140V127H136ZM144 128V127H143ZM148 128H147V130H148ZM7 129V128H6ZM43 129V128H42ZM42 129L40 130V131H42ZM127 130H129L128 128H126ZM135 129V128H134ZM140 129H142V128H140ZM139 129V130H140ZM152 129H154V128H152ZM200 129H202V128H200ZM0 130V132H2ZM37 130L38 129H36V132H37ZM92 130V129H91ZM108 130H109V128H108ZM136 130H138V129H136ZM243 130H245V129H243ZM103 131V129L101 130V132ZM135 131V130H134ZM141 131V130H140ZM144 131H146V129L144 128ZM143 130L141 131L142 133L144 132ZM150 131V130H149ZM149 131H146V132H148V134H149ZM153 131H155V130H153ZM152 130L150 131V132H153ZM163 131V130H162ZM200 131V130H199ZM257 131H259V130H257ZM25 132H26V130H25ZM90 132H92V131H90ZM89 132V133H90ZM130 132H131V134H132V130L130 129ZM129 132V133H130ZM202 132V131H201ZM204 132V131H203ZM202 132V133H203ZM224 132V131H223ZM3 133V132H2ZM217 133H219V132H217ZM245 133H247V132H245ZM1 134V133H0ZM4 134V133H3ZM2 134V135H3ZM5 134H7V133H5ZM88 134V132L86 133V135ZM148 134H147V137H148ZM153 134H155V133H153ZM211 134H213V133H211ZM33 135H35V132H34V134ZM82 135H84V134H82ZM103 135H104V137H105V134L103 133ZM150 135H151V133H150ZM150 135H149V137H150ZM157 135V134H156ZM156 135H152L153 136V139H155V137L154 136H156ZM6 136V135H5ZM9 136H10V134H9ZM9 136L7 137L6 136V138H9ZM17 136H19L18 134H17ZM29 136V135H28ZM118 136H121V133H120V135H118ZM197 136H198V134H197ZM13 136H11V138H12ZM84 137V136H83ZM210 137V136H209ZM257 137L258 136H256V139H257ZM117 138H119L118 140H120V137H117ZM117 138H116V140H117ZM152 138V137H151ZM197 138V137H196ZM207 138V137H206ZM259 138V141L261 142V140H263L261 137H258ZM10 139V138H9ZM16 139V138H15ZM148 139V138H147ZM160 139V141H162L161 140V137L159 138ZM106 140V139H105ZM150 140V139H149ZM148 140V141H149ZM156 141H157V138L155 139ZM199 140V139H198ZM209 141L211 140L212 141V145H207L206 147L204 146V157L203 158H198V157H194V159L193 160H191V159H189V160H187L186 162H185V159L184 158H182L181 160H179V161H183V163H176L177 164V168H175L174 166L172 167H163L159 162H157L156 160H155V158H154V156L156 155L157 156V154L155 153L154 154V156H149V153L151 152L150 150L148 151L147 149H146V147H144V146H142V147H140V146H138V144L137 145H134L133 146V148L132 149H130V151H128L127 152V149L125 148V150H117L118 152H119V154L121 155V157L123 158H127L128 160H130V161H133V162H136L135 163V166H136V168H138V170L139 171H135V172H137L138 174H137V177H138V175H139V179L140 180H138V178H136L137 180H138V183L141 181L142 183H145V184H147V185H144V188L146 187V186H149V189L152 191V194L153 193H155L156 195L158 194V191L160 192V191H162L164 188H161V190L157 187V186H155L154 184H155V182L153 183V180H154V178H159V179H161L162 181H166V182H170V184H175V185H177V187L178 186H185V185H187V184H189V185H192L193 187H195V180H192L191 179V177H190V175H189V173L188 172H185V170L183 169L184 167L185 168H187L188 170L190 169V168H192V167H195V165L197 166V162L199 163L198 165H204L205 166V168L204 169H201V170H204V176H205V179H206V181H205V183H206V187L204 188V186H203V189H202V187L201 186H198L199 184H197V182H196V184H197V186L198 187H201V189L202 190H198L197 188L198 187H195L194 188V192H193V194H192V197L194 198V199H196V201H198V203H199V205H198V203L196 204L197 206H199V208H197V209H200L201 211H202V218H203V214H204V212H205V209H207V213H208V220H205L204 218L202 219V220H204V221H207L206 223H207V227L205 228L206 230V232L205 231H203V234H201V240L203 239V238H208V236H209V238H211V244H210V246L213 248V245H214V243H213V245H212V242H216V243H220L221 245H223V246H225L224 247V250L226 249V252L228 253L227 255L229 256V254L231 255V256H234V257H242V256H245V255H248V254H246L245 253V251H244V249H242V248H244V244L245 243H243V244H241V241L239 242V238H238V235H237V237H236V239H232L230 236H229V233H228V227L226 226V223L231 219V215H229V213L227 212V208H228V206H227V204H226V201H228L229 202V200H227L228 198L226 197V195H224V192L222 191V190H220V189H218V183L217 182H220L218 179H217V176H219V178L220 179H225V175L223 176L224 178H222V176H220V175H222L221 174V172L223 171V172H225V173H228V172H230V170L229 171H226V163L227 162H229V161H233V152H235V149H237V147L235 146V144H234V140L233 139H229L228 138V136H226L225 138H223V137H220V136H215V135H212L211 137H210V139H208ZM0 141H2L1 143H0V146H1V144H3V140H1L0 139ZM80 141V140H79ZM78 141V144L80 143ZM151 141V140H150ZM239 141V140H238ZM264 141V140H263ZM4 142H7V141H4ZM87 142V141H86ZM130 142V140L128 141V143ZM199 142V141H198ZM11 143V142H10ZM90 143H92V142H90ZM201 143V142H200ZM141 144V143H140ZM151 144V143H150ZM157 143H155V141H152V147H154V145H156ZM199 144V143H198ZM158 145V144H157ZM174 145V144H173ZM201 145V144H200ZM203 145V144H202ZM11 146V145H10ZM39 146V145H38ZM59 146V145H58ZM85 146L86 145H84V148H85ZM261 146V145H260ZM90 147V146H89ZM3 148V147H2ZM12 148V147H11ZM157 148H159V146L157 147ZM173 148V147H172ZM235 148V149H234ZM77 149V148H76ZM91 149V148H90ZM90 149H88V151H90ZM136 149V150H135ZM153 150L152 151H154L155 152V150H154V148H152ZM244 149V148H243ZM260 150H261V148H259ZM1 150V149H0ZM49 151H50V149H48ZM161 150V149H160ZM160 150H159V152H160ZM167 150V149H166ZM189 150H190V148H189ZM11 151V150H10ZM14 151V150H13ZM35 151H37L36 149L34 150V152ZM40 151V150H39ZM92 151H93V149H92ZM104 151V150H103ZM162 151V150H161ZM182 152H180V154H182L183 153V151L184 152H186V149L184 150H181ZM1 152V151H0ZM84 152H86L85 150H84ZM149 152V153H148ZM153 152V153H154ZM169 152V151H168ZM178 152V151H177ZM4 153V151L2 152V153H0L1 155H8V156H10L11 157V160L13 159V156H11L10 154H3ZM47 153V152H46ZM77 152L75 151V153L73 152V155L74 154H76ZM104 153H105V151H104ZM127 153H129V154H127ZM158 153V152H157ZM40 154V153H39ZM45 154V153H44ZM65 154V153H64ZM99 154V153H98ZM101 154V153H100ZM111 154H113V148L111 147ZM159 154V153H158ZM245 154H249L248 152L246 153V152H244L243 153V156L242 157H244V155ZM41 155V154H40ZM46 155V154H45ZM120 155H118L117 156V154H116V156L117 157H119ZM240 155H242V154H240ZM252 155V154H251ZM256 155V154H255ZM42 156V155H41ZM65 156H66V154H65ZM64 155H63V157H65ZM77 156V155H76ZM103 156V155H102ZM175 156V155H174ZM177 156V155H176ZM178 156H179V154H178ZM182 156H184V155H182ZM19 157H21V156H18V158ZM96 157V156H95ZM185 157V156H184ZM7 158V160H10V158L9 157H7V156H5L4 157V159H6ZM9 158V159H8ZM69 158V157H68ZM120 158V157H119ZM122 158H120V159H122ZM157 158H158V156H157ZM258 158L260 159V163H261V166H262V168L264 169V154H260L259 156H258ZM257 158V159H258ZM21 158H19L18 160H20ZM23 159H25V158H23ZM43 159H45V158H43ZM91 159H93V157L92 158H90L89 159V161L91 160ZM249 159H250V157H249ZM10 160V161H11ZM15 161H17V165H18V160H16V159H14ZM12 161V162H15V161ZM39 160V159H38ZM64 160V159H63ZM72 160V159H71ZM99 160H101V159H99ZM103 160V159H102ZM173 160V159H172ZM23 160L21 159V162H22ZM25 161V160H24ZM23 161V162H24ZM70 161V160H69ZM73 161H74V158H73ZM26 162H27V160H26ZM26 162L24 163V164H26ZM114 162V161H113ZM30 162H28V164H29ZM86 163V162H85ZM101 163H102V161H101ZM124 163V162H123ZM28 164L27 165H24V169H26L25 168V166L27 167L28 166ZM31 164V163H30ZM65 164H67V162H65ZM93 164V163H92ZM126 164V163H125ZM134 164V163H133ZM70 166H71V164H69ZM103 165H105L106 166V164H103ZM124 165V164H123ZM172 165H174V164H172ZM248 165H250V164H248ZM247 165V166H248ZM13 166V165H12ZM14 166H16V165H14ZM70 166L68 167V168H70ZM104 166V167H105ZM110 166H111V163H110ZM31 166H29V168H30ZM94 167H96V166H94ZM123 167V166H122ZM126 167V166H125ZM33 168V167H32ZM112 168V167H111ZM130 168V167H129ZM129 168H128V170H129ZM258 168V167H257ZM256 168V169H257ZM23 169V170H24ZM34 169V168H33ZM48 169V168H47ZM52 169V167L49 169V171ZM54 169V168H53ZM229 169V168H228ZM68 171V170H67ZM72 171H74V170H71L70 172L72 173ZM121 171V170H120ZM56 172V171H55ZM123 172H126V171H122V173ZM203 172V171H202ZM263 172H264V170H263ZM1 173V172H0ZM43 173H45V171L43 170ZM127 173V172H126ZM225 173H223V174H225ZM52 174V173H51ZM68 174V173H67ZM72 174H74V172L72 173ZM136 174V173H135ZM198 174V173H197ZM229 174V173H228ZM231 174V173H230ZM255 174V173H254ZM2 176V174L0 175V177ZM72 176V175H71ZM93 176H95V175H93ZM122 176H123V174H122ZM121 176V177H122ZM130 176V175H129ZM199 176V175H198ZM235 176V175H234ZM24 177H25V179H27V176L26 175H24ZM74 177V176H73ZM69 178V177H68ZM252 178V177H251ZM44 179H45V177H44ZM73 179V178H72ZM131 179V178H130ZM136 179L133 181L132 179L130 180L131 182H135L136 181ZM1 180V179H0ZM28 180V179H27ZM99 179H95V180H93V181H96V184H97V181H98ZM29 181V180H28ZM89 181V180H88ZM86 182V183H89L90 181V183H92V179L89 181V182ZM155 181V180H154ZM200 181V180H199ZM1 182L3 183V180H1ZM6 182V181H5ZM29 182H31V181H29ZM161 182V181H160ZM223 182H224V180H223ZM223 182H221V183H223ZM25 183H26V181H25ZM33 184L35 183V182H32ZM38 183V182H37ZM48 183H49V181H48ZM95 182H93V184H94ZM137 183V184H138ZM163 183V182H162ZM237 183V182H236ZM4 184V183H3ZM8 184V183H7ZM6 184V185H7ZM31 185V183L30 184H28V186H30V187H32V186H38V185ZM41 184V183H40ZM92 184V185H93ZM136 184V183H135ZM134 184V185H135ZM140 185H141V183H139ZM200 184H202L201 182H200ZM264 184V175H263V178H262V184L261 185H263ZM2 185V184H1ZM5 185V184H4ZM49 185V184H48ZM47 185V186H48ZM88 185V184H87ZM86 185V186H87ZM130 185V184H129ZM157 185H158V182H157ZM162 185V184H161ZM167 185V184H166ZM173 185H169V189H171L172 187L171 186H173ZM174 185V186H175ZM203 185V184H202ZM205 185V184H204ZM226 185V184H225ZM8 186H10L9 184H8ZM25 186H26V184H25ZM46 186V185H45ZM44 186V187H45ZM64 186V185H63ZM63 186H61V187H63ZM130 186H132V188L134 189V186H133V184H131ZM130 186H129V189H131L130 188ZM174 186H173V188H174ZM42 187H43V185H42ZM44 187H43V190H44ZM60 186L58 185L57 187H56V190H61V188H59ZM119 187V185H117V188ZM141 187H143V186H141ZM140 187V188H141ZM167 187V186H166ZM171 187V188H170ZM176 187V186H175ZM191 187V186H190ZM11 188L12 187H9L8 189H10L11 190ZM89 188V187H88ZM184 188H186V187H184ZM40 189V188H39ZM92 189H94L93 187H92ZM146 189V188H145ZM148 189V187H147V191L149 190ZM181 189H182V187H181ZM13 190V189H12ZM40 190H42V189H40ZM43 190H42V193L41 194H43ZM55 190V191H56ZM87 190V189H86ZM165 191H167L166 190V188L164 189ZM174 190V192H175V189H173ZM180 190V189H179ZM178 190V191H179ZM9 191V190H8ZM58 191H56V192H58ZM88 191V190H87ZM86 191V192H87ZM131 191V190H130ZM135 191V190H134ZM151 191H150V196H152L151 195ZM186 191V193H188L187 192V189L185 190H183V192H185ZM245 191V190H244ZM5 192V191H4ZM12 192V191H11ZM98 192V191H97ZM132 192V191H131ZM180 192V191H179ZM246 193H247V191H245ZM7 192H5L4 193V195L6 194ZM60 193V192H59ZM165 193V192H164ZM181 193V192H180ZM179 193V194H180ZM9 194V193H8ZM8 194H6V195H8ZM97 194V193H96ZM134 194H135V192H134ZM134 194H132L131 195V197L134 195ZM163 194V193H162ZM248 194V193H247ZM263 194V193H262ZM5 195V197H7ZM24 195V194H23ZM62 195V194H61ZM136 195V194H135ZM159 195V194H158ZM157 195V196H158ZM181 195V194H180ZM179 195V196H180ZM184 196L183 197H186L185 196V193L183 194ZM187 195V194H186ZM189 195V194H188ZM15 196V195H14ZM25 196V195H24ZM95 196V195H94ZM160 196V195H159ZM167 196V195H166ZM264 196V195H263ZM5 197H2V196H0V201H3L4 200V198ZM134 197V196H133ZM154 197V196H153ZM165 197V196H164ZM163 197V195H161V197H157V198H164ZM169 197V196H168ZM183 197H179L180 198V200H181V198H182V202H183ZM239 197V196H238ZM78 198V197H77ZM88 198V197H87ZM179 198H176V199H179ZM187 198V200L189 199L188 198V196L186 197ZM185 198V199H186ZM231 198H233V197H231ZM240 198V197H239ZM258 198V197H257ZM3 199V200H2ZM6 199H9L8 197L6 198ZM5 199V200H6ZM15 199H16V197H15ZM55 199V198H54ZM80 199H82V198H80ZM89 199V198H88ZM169 199V198H168ZM235 199H237V198H234V203H235ZM85 200V199H84ZM165 200L167 201V197L165 198ZM50 201V200H49ZM77 201V203H78V201H82V200H76ZM130 201V200H129ZM146 201V200H145ZM149 201V200H148ZM189 201H190V199H189ZM192 201V200H191ZM231 201H233V200H231ZM237 201V200H236ZM241 201V200H240ZM15 202V201H14ZM14 202H12L13 204H14ZM83 202H85V201H83ZM135 202H138V200H136ZM176 202H177V200H176ZM180 202V201H179ZM227 202V203H228ZM2 203L4 204V203H6V202H0V218H4V219H8V218H10V216H9V214H5V210H4V208H5V204H4V207H3V205H2ZM148 203V202H147ZM146 203V204H147ZM174 203H175V201H174ZM181 203V202H180ZM179 203V204H180ZM184 203V202H183ZM190 203V202H189ZM191 203H193V202H191ZM230 203H232V202H230ZM71 204V202H69V205ZM107 204H108V202H107ZM133 205V204H131L130 202L128 203V207L130 206V205ZM151 204V203H150ZM177 204V203H176ZM182 204V203H181ZM180 204V205H181ZM185 204V203H184ZM184 204H182V205H184ZM40 205V204H39ZM65 207H67V205H68V201L67 202H65L64 204H63ZM72 205V204H71ZM83 205V204H82ZM111 205V204H110ZM127 205V204H126ZM161 205V204H160ZM174 205V207H175V204H173ZM179 205V206H180ZM10 206H11V204H10ZM10 206L8 207V208H10ZM38 206V205H37ZM51 205H49V207H50ZM61 206H62V204H61ZM76 206H78L77 204H76ZM151 206V205H150ZM168 206V205H167ZM178 206V205H177ZM177 206L175 207V209L177 208ZM185 206L186 205H184V208H185ZM196 206V207H197ZM233 206H234V204H233ZM7 207V206H6ZM13 207V206H12ZM64 207V208H65ZM70 207V206H69ZM132 207V206H131ZM131 207H129L128 209H130ZM184 208H182L181 206H180V209H183V213H184V211H186ZM188 208V207H187ZM193 208H194V206H193ZM236 209H237V207H235ZM16 209H17V207H16ZM21 209V208H20ZM38 209V208H37ZM36 209V210H37ZM67 209H68V207H67ZM74 209H75V206H74ZM74 209H71V210H74ZM76 209L78 210L79 208H77L76 207ZM75 209V210H76ZM179 209V210H180ZM189 210H190V208H188ZM50 210V209H49ZM74 210V211H75ZM137 210V209H136ZM145 210V209H144ZM149 210V209H148ZM161 210V209H160ZM165 210V209H164ZM192 210V209H191ZM193 210H195V209H193ZM193 210L192 211H189L190 213H192L193 212ZM200 210H198L199 212H200ZM234 210V209H233ZM239 210V209H238ZM17 211H18V209H17ZM20 211H22V210H20ZM70 211V210H69ZM73 211V212H74ZM82 211V210H81ZM84 211V210H83ZM188 211V210H187ZM235 211V210H234ZM234 211L232 212L233 214H234ZM29 212V211H28ZM73 212H72V216H73ZM79 212V211H78ZM77 212V215H76V213L74 214L75 215V217L76 216H78V214H80V212L78 213ZM149 212V211H148ZM181 212V211H180ZM38 213V212H37ZM67 214H66V216L68 215V212H66ZM69 213H71V211L69 212ZM134 213V212H133ZM149 213H151V212H149ZM175 213V212H174ZM174 213H173V215H174ZM206 213V214H207ZM24 214V213H23ZM26 214V213H25ZM24 214V216H25V219H28V218H26L27 216ZM144 214V213H143ZM162 214V213H161ZM160 214V215H161ZM239 214H241V211H240V213ZM17 215V214H16ZM31 215H32V213H31ZM39 215V214H38ZM43 215V214H42ZM138 215V214H137ZM172 215V216H173ZM182 215V214H181ZM187 216H189L188 214H186ZM18 216H19V213H18ZM16 217V219H20V217ZM23 216V215H22ZM68 216H70V215H68ZM163 216V215H162ZM185 216V215H184ZM201 216V215H200ZM205 216V215H204ZM235 216H237V214L235 215ZM29 217V216H28ZM35 217V216H34ZM38 217V216H37ZM44 217V216H43ZM46 217V216H45ZM48 218H50L51 216H47ZM176 217V216H175ZM234 217V216H233ZM232 217V218H233ZM56 218H59V217H56ZM173 218H174V216H173ZM173 218H171V219H173ZM177 218V217H176ZM30 219V218H29ZM78 219H79V216H78ZM77 219V220H78ZM137 219V218H136ZM175 219V218H174ZM173 219V220H174ZM185 219H186V217H185ZM235 218H233V219H231L232 221L234 220ZM75 220H76V218H75ZM81 220V219H80ZM138 220V219H137ZM239 220V219H238ZM1 221V220H0ZM19 221V220H18ZM21 221V220H20ZM28 221V220H27ZM30 221V220H29ZM136 221V220H135ZM140 221H142V220H140ZM144 222H145V219L143 220ZM147 221V220H146ZM204 221H203V223H204ZM241 221H243V220H241ZM245 221V220H244ZM256 221V220H255ZM98 222V221H97ZM234 222V221H233ZM238 221H237V219H236V221H235V223H237ZM249 222V221H248ZM254 222V221H253ZM257 223H259L258 221H256ZM264 222V221H263ZM67 223H69V222H67ZM66 223V224H67ZM99 223V222H98ZM132 222L130 221V224H131ZM179 223V218H177V219H175L174 221H172V222H168V223H165L164 222V220L163 219H160V218H158V220H156V221H151L150 220V222H148L147 223V226L146 227H144L145 228V231H143L144 230V228H143V232H147L146 234L149 236V237H151V241H153V238H152V236L153 235H155V238H159V237H163L164 239L166 238V237H168V239L170 238L169 236L171 235V233H173L174 231V229H176V232H177V230H179V227L181 228V226H180V224L181 223H183V221L181 222L180 221V224H178ZM230 223H231V221H230ZM243 222H241V224H242ZM247 223V222H246ZM56 224V223H55ZM55 224H48L47 226L46 225H44V224H42L41 225V228H37V229H42L43 227L42 226H46V227H48L49 225L51 226V225H53V226H55ZM61 224V223H60ZM60 224H57V226L59 225L60 226ZM27 225V224H26ZM71 225L73 226L74 224L71 222ZM85 225V224H84ZM83 225V226H84ZM142 225V224H141ZM179 225V227H177ZM183 225V224H182ZM245 225V224H244ZM247 225V224H246ZM248 225H249V223H248ZM259 225V224H258ZM258 225H256L255 227H257ZM261 225H262V223H261ZM20 226H21V224H20ZM40 226V225H39ZM61 226H62V228H64L63 226V224H61ZM60 226V227H61ZM68 227H71L70 226V224L69 225H67ZM145 226V225H144ZM231 226H233L232 224H231ZM237 227H238V224L236 225ZM250 226V225H249ZM23 227H24V225H23ZM60 227H57V228H59L60 229ZM116 228L118 227V226H115ZM193 227V226H192ZM242 226L240 225V228H241ZM20 228H22V227H20ZM49 228V227H48ZM54 227H52V228H50V229H53ZM56 228V227H55ZM115 228V231L118 229V228H123V226H119L117 229ZM124 228H126L125 227V224H124ZM134 228H135V226H134ZM204 228V227H203ZM233 228V227H232ZM231 228V229H232ZM26 229V228H25ZM58 229V230H59ZM65 229V228H64ZM96 229V228H95ZM242 230H243V228H241ZM258 229H259V226H258ZM261 229V228H260ZM21 230V229H20ZM27 230V229H26ZM55 230L56 229H53V231H54V233H56L55 232ZM57 230V231H58ZM85 230H86V228H85ZM122 230V229H121ZM127 230V229H126ZM131 230L133 231V228H131ZM136 230V229H135ZM204 230V229H203ZM230 230V229H229ZM240 230V229H239ZM51 231L52 230H50V231H46L45 233V235H47V234H49L50 235V233H51ZM62 231H64V230H60V232H62ZM114 231V233H115V235L117 234L116 232ZM124 231H125V229H124ZM187 231V229L186 230H183V232H184V235L186 234L185 232ZM246 231V230H245ZM24 232V231H23ZM59 231H58V236L61 234L62 235V233H60ZM66 232V231H65ZM91 232V231H90ZM93 232V231H92ZM119 232V231H118ZM135 231H133V233H134ZM136 232H138L139 233V231H137L136 230ZM194 232H196V230H195V228H194ZM204 232H205V234L207 233L208 234V236L207 237H205V235H204ZM248 232V231H247ZM249 232L251 233V231L249 230ZM248 232V233H249ZM43 233V232H42ZM87 233V232H86ZM85 233V234H86ZM190 233V232H189ZM233 233H234V231H233ZM237 233L238 234H240L239 232H238V230H237ZM96 234V233H95ZM103 234V233H102ZM105 234V233H104ZM145 234V240L147 239V235ZM49 235H47L48 236V239H50L49 238ZM55 235H57V233L55 234ZM141 235V234H140ZM234 235V234H233ZM241 235V234H240ZM64 236L66 237V235H64L63 234V238H64ZM71 236H73L74 238H76L75 237V235H74V233H72L71 234ZM71 236H69V238L71 239ZM84 236V235H83ZM117 236V235H116ZM115 236V237H116ZM173 235H171V237H172ZM203 236V237H202ZM242 236H244V235H242ZM258 236V235H257ZM79 237V236H78ZM250 237H252V235H250L248 238H250ZM1 238L2 237H0V240H1ZM16 238V237H15ZM60 238V237H59ZM58 238V239H59ZM112 239L111 237L109 238V237H106V239ZM118 237H116V239H117ZM163 238L161 239V240H163ZM181 238H183V237H181ZM194 238V237H193ZM208 238V239H209ZM255 238L257 239V237L255 236ZM258 238H260V235H259V237ZM61 239H62V237H61ZM60 239V240H61ZM66 239H67V237H66ZM81 239H83V238H81ZM126 239V238H125ZM179 239H180V237H179ZM241 239V238H240ZM247 239V238H246ZM7 240V239H6ZM18 240V239H17ZM47 240V239H46ZM51 241H53L52 239H50ZM49 240V241H50ZM55 240V239H54ZM62 240H65V239H62ZM72 240V239H71ZM70 240V241H71ZM126 240H129L128 238L126 239ZM148 240V242H149V238L147 239ZM160 240V239H159ZM11 241V240H10ZM20 241V240H19ZM22 241L24 242V240L22 239ZM45 241V240H44ZM82 241V240H81ZM134 241V240H133ZM151 241H150V243H151ZM202 241H204V239L202 240ZM206 241V240H205ZM254 241H256L255 239H254ZM4 242V241H3ZM21 242V241H20ZM45 242H48V241H45ZM55 242V241H54ZM121 242V241H120ZM145 242H147V241H144V243ZM167 242V241H166ZM241 244V246H238L239 245V243ZM9 243V242H8ZM49 243V242H48ZM48 243H45L44 245L45 246H47V245H49ZM55 243H57V242H55ZM76 243V242H75ZM81 243V242H80ZM89 243V242H88ZM154 243V245H155V241L153 242ZM159 243H161V242H159ZM158 242H157V244H159ZM180 243H181V241H180ZM180 243H179V245H180ZM187 243H189V245L191 244V242H187ZM195 243L196 242H193L192 244H191V248H192V246L194 245V248H195ZM6 244V243H5ZM21 244H22V242H21ZM21 244H19L21 247H19V245L17 244V246L16 245H11L10 244V249H11V247L12 248H15V250H16V252L17 253H19V254H21V253H23L25 250H24V247H25V249H26V251H27V249H28V246H26L25 245V243H24V247L21 245ZM47 244V245H46ZM54 244V243H53ZM65 244V243H64ZM71 244V243H70ZM163 244V243H162ZM209 244V243H208ZM236 244H238V245H236ZM250 244H251V242H250ZM146 245H148V244H146ZM150 245H152V244H150ZM221 245H219V246H221ZM2 246V245H1ZM3 246H4V244H3ZM73 246V245H72ZM204 247L206 246V244H205V242H204V245H203ZM248 246H250V245H248L247 244V247H246V249H248ZM27 247V248H26ZM29 247H30V244H29ZM56 247H58L57 245H56ZM146 247V246H145ZM179 247V246H178ZM207 247V246H206ZM205 247V248H206ZM208 247H209V245H208ZM240 247H242V248H240ZM251 248H252V245L250 246ZM18 248V249H17ZM62 248V247H61ZM69 248H70V246H69ZM76 248H78V247H76ZM189 248V247H188ZM190 248V249H191ZM194 248H192L191 250L193 251V249ZM204 248V249H205ZM263 248H264V246H263ZM43 249H44V247H43ZM60 249V248H59ZM67 249V248H66ZM146 250L148 249V248H145ZM155 249V248H154ZM221 251H219V252H221L222 253V251H223V248L221 247ZM253 249V248H252ZM256 249V248H255ZM6 250H8V249H6ZM12 250V249H11ZM145 250V251H146ZM151 250V249H150ZM153 250V249H152ZM187 250H189V249H187ZM248 250H250V248L248 249ZM248 250H246V252L248 251ZM30 251V250H29ZM28 251V252H29ZM68 251V250H67ZM74 251H76L75 249L73 250V253H74ZM79 251V250H78ZM198 251H199V248H198ZM208 250H206V254H209V251L207 252ZM256 251V250H255ZM5 252H7V251H5ZM13 253H14V251H12ZM27 252V253H28ZM33 252V250L31 251V253ZM35 252V251H34ZM33 252V253H34ZM70 252H72V251H69L68 253H70ZM83 252V251H82ZM151 251H149V252H147V253H150ZM218 252V253H219ZM251 252H252V250H251ZM257 252V251H256ZM261 252H263V251H261ZM2 253L3 252H1V254H0V256L2 257L3 256V258H5L4 256H6V255H2ZM13 253L12 254H10L11 256L13 255ZM30 253V254H31ZM45 253V252H44ZM189 253H191V252H189ZM199 253V252H198ZM217 253V252H216ZM216 253H212L211 255L213 256V255H215ZM221 253H219V254H221ZM254 253V252H253ZM259 253V252H258ZM8 254V253H7ZM64 254V253H63ZM71 254V253H70ZM87 254V253H86ZM151 254V253H150ZM170 254V253H169ZM40 255V254H39ZM82 255V254H81ZM152 255L153 254H151V257H152ZM195 256L196 255V253H195V249H194V251L190 254V256H191V258L194 260V258L192 257V256ZM199 255V254H198ZM259 255H260V253H259ZM263 255V254H262ZM24 256V255H23ZM23 256H22V259L20 258V260H24L23 259ZM26 256V255H25ZM28 256V255H27ZM26 256V260H27V257ZM66 256L67 257H69V256H71L70 258H69V260L71 261L72 259V254L71 255H68L67 253H66ZM65 256V257H66ZM80 256V255H79ZM148 256V255H147ZM154 256V255H153ZM189 256V255H188ZM187 255H186V257L185 256H182L183 257V259H184V257H185V259H190V261L189 262H191V263H194V261L190 258V256L188 257ZM206 256V255H205ZM208 256H210V254L209 255H207V259H208ZM211 256V257H212ZM216 256H217V254L215 255V257L214 258H216ZM249 256V255H248ZM247 256V257H248ZM257 256V254H255V257ZM0 257V258H1ZM16 257V256H15ZM34 257V256H33ZM36 257V256H35ZM75 254H74V259L72 260V261H74L75 260ZM85 257V256H84ZM84 257L82 256V258L84 259ZM94 257H96V255L94 256ZM97 257H98V259H97ZM97 257L95 258V259H97V262H98V264L99 263H103V262H105L106 264H111L109 261H107V260H109V259H107L106 258V256H105V258H106V261H105V259H103L104 257L103 256H101L102 258H99V256L97 255ZM156 257V256H155ZM158 257V256H157ZM188 257V258H187ZM202 257V256H201ZM212 257V258H213ZM218 257V256H217ZM219 257H220V255H219ZM223 257V256H222ZM246 257V259H248ZM25 258V257H24ZM32 258V257H31ZM170 258V257H169ZM211 258V259H212ZM257 258L258 259H256V261L258 260L259 262L261 261V257H260V260H259V256H257ZM2 259V258H1ZM7 259V260H6ZM5 260L6 261H8V257L6 258ZM49 259V260H48ZM76 259H77V257H76ZM82 259V260H83ZM85 259H87L86 257H85ZM84 259V261H86ZM147 259H148V257H147ZM165 259V258H164ZM166 259H168V258H166ZM183 259H180V261L181 260H183ZM226 259H227V257H226ZM229 259V258H228ZM227 259V260H228ZM244 260H246L245 258H243ZM242 259V260H243ZM250 260H252L251 258H249ZM254 259V258H253ZM10 260V259H9ZM13 260H14V257H13ZM19 260V262H20V264H21V261ZM45 260H48V263H50V258H47L46 257V259ZM56 260V259H55ZM54 260V261H55ZM80 260V259H79ZM154 260H156V259H154ZM170 260V259H169ZM196 260H197V258H196ZM213 260H215V259H213ZM234 260V259H233ZM250 260H248V261H250ZM31 261H32V259H31ZM30 261V262H31ZM51 261H53V260H51ZM75 261H77V260H75ZM198 261H200V263L202 262L201 261V258L200 259H198L197 260V262ZM230 261V260H229ZM258 261H257V264H258ZM15 262L17 263V264H19V262H17V260H15ZM36 262V261H35ZM82 262L83 261H81V262H79L80 264H82ZM148 262H150V260L148 261ZM152 262V261H151ZM162 262H163V260H162ZM171 262V261H170ZM182 262V261H181ZM183 262H185V260L183 261ZM182 262V263H183ZM47 263V264H48ZM72 263V262H71ZM70 263V264H71ZM78 262H76V264H77ZM86 263V262H85ZM94 263H96V261H94ZM181 263V264H182ZM191 263H189V264H191ZM199 263V264H200ZM245 263V262H244ZM247 263V262H246ZM263 263V262H262ZM262 263H259V264H262ZM11 264V263H10ZM42 264H43V262H42ZM72 264H75V263H72ZM122 264V263H121ZM147 264V263H146ZM154 264V263H153ZM160 264V263H159ZM167 264V263H166ZM186 264V263H185ZM188 264V263H187ZM197 264V263H196ZM204 264V263H203ZM250 264V263H249ZM254 264H255V262H254Z\"/></svg>","mask_w":264,"mask_h":264}]
</instances>
